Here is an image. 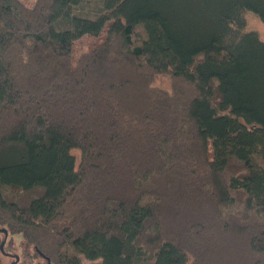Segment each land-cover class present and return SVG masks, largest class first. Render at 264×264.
<instances>
[{
  "label": "trees",
  "instance_id": "obj_1",
  "mask_svg": "<svg viewBox=\"0 0 264 264\" xmlns=\"http://www.w3.org/2000/svg\"><path fill=\"white\" fill-rule=\"evenodd\" d=\"M247 11L264 22V0H0V228L22 264H264Z\"/></svg>",
  "mask_w": 264,
  "mask_h": 264
},
{
  "label": "rangeland",
  "instance_id": "obj_2",
  "mask_svg": "<svg viewBox=\"0 0 264 264\" xmlns=\"http://www.w3.org/2000/svg\"><path fill=\"white\" fill-rule=\"evenodd\" d=\"M28 5H32L35 0H24ZM245 19H246V29L251 30V31H256L259 34V37L261 39H264V22L259 18L258 15L251 11H247L245 13ZM98 41L97 37H92V36H84L80 40L77 41L75 48L76 51L79 53L87 50L90 48L95 42ZM152 85L156 87H160L162 89H172L173 86V79L169 74H156L154 75ZM72 153L75 154L76 160H77V165L80 162V157L81 153L79 149H73ZM5 233L0 231V246L3 243L4 244V250L7 252L12 253L11 256L4 255L1 253V257L4 261L5 264H11L13 261L16 260V255H20L21 261L20 263L17 264H22L24 254L26 251L29 253H33V246L31 244L25 243L24 239H22L20 236L15 235L13 238L7 240L6 243L3 242L4 240V235ZM40 260V258H36L35 261ZM84 264H89L90 261L87 260L86 258L83 259Z\"/></svg>",
  "mask_w": 264,
  "mask_h": 264
},
{
  "label": "water",
  "instance_id": "obj_3",
  "mask_svg": "<svg viewBox=\"0 0 264 264\" xmlns=\"http://www.w3.org/2000/svg\"><path fill=\"white\" fill-rule=\"evenodd\" d=\"M0 231L4 232L5 233V236L8 235V230L6 228H0ZM5 242V241H3ZM1 250L5 252L4 250V244L2 243L1 246H0ZM17 258H19V256L17 255Z\"/></svg>",
  "mask_w": 264,
  "mask_h": 264
},
{
  "label": "flooded vegetation",
  "instance_id": "obj_4",
  "mask_svg": "<svg viewBox=\"0 0 264 264\" xmlns=\"http://www.w3.org/2000/svg\"><path fill=\"white\" fill-rule=\"evenodd\" d=\"M4 253H5L6 255H8V256H11V255H12V253L7 252V251H5ZM18 256H19V255H18ZM18 259H19V258H17V255H16V260H18ZM16 260L13 261L12 264H15Z\"/></svg>",
  "mask_w": 264,
  "mask_h": 264
}]
</instances>
